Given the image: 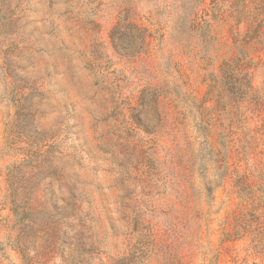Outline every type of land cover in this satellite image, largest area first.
<instances>
[{
  "label": "rangeland",
  "instance_id": "1",
  "mask_svg": "<svg viewBox=\"0 0 264 264\" xmlns=\"http://www.w3.org/2000/svg\"><path fill=\"white\" fill-rule=\"evenodd\" d=\"M0 264H264V0H0Z\"/></svg>",
  "mask_w": 264,
  "mask_h": 264
}]
</instances>
